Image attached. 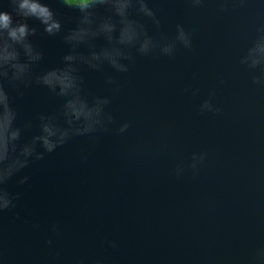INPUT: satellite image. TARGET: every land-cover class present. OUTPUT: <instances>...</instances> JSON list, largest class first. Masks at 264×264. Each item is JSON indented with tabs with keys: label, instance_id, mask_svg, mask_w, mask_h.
Instances as JSON below:
<instances>
[{
	"label": "water",
	"instance_id": "95a60500",
	"mask_svg": "<svg viewBox=\"0 0 264 264\" xmlns=\"http://www.w3.org/2000/svg\"><path fill=\"white\" fill-rule=\"evenodd\" d=\"M50 3L72 27L77 10ZM149 3L159 20L146 25L154 52L132 50L127 72L83 73L88 90L110 99L107 131L72 135L52 152L37 142L24 157L39 115L60 101L36 84L10 92L22 132L0 168L17 156L28 162L0 180L9 200L0 264H264V59L252 67L249 57L264 34V4ZM31 23L45 52L40 70L64 46ZM177 24L190 48L176 40ZM172 42L173 55H162Z\"/></svg>",
	"mask_w": 264,
	"mask_h": 264
},
{
	"label": "clouds",
	"instance_id": "9594fccd",
	"mask_svg": "<svg viewBox=\"0 0 264 264\" xmlns=\"http://www.w3.org/2000/svg\"><path fill=\"white\" fill-rule=\"evenodd\" d=\"M59 3L77 10L72 27L64 26L50 0H0V164L16 152L22 132L10 92L22 94V88L36 84L58 98L60 104L55 111L39 115L40 132L32 137L31 143L23 145L20 155H32L37 142L52 152L72 135L107 131V124L113 120L105 111L109 97L86 88L84 71L102 72L108 66L116 72H127L134 62L132 50L149 55L158 46L146 27L149 20L159 25L149 0H59ZM191 3L200 5L203 0ZM260 3L264 4V0ZM31 21L42 26L40 35L59 37L64 46L59 61L40 70L37 69L45 62V52L34 41L38 27ZM176 30V40L190 48L191 34L181 24L176 25ZM258 31L264 33V25ZM174 50L172 42L161 46L159 52L170 57ZM249 57L252 67L264 59V34L249 49ZM254 79L259 82L260 78ZM107 83H113L111 75L107 76ZM128 128L125 122L117 131L124 133ZM36 155L39 158L42 153ZM27 162L17 156L6 168H0V180ZM8 203L6 194H0V208Z\"/></svg>",
	"mask_w": 264,
	"mask_h": 264
}]
</instances>
